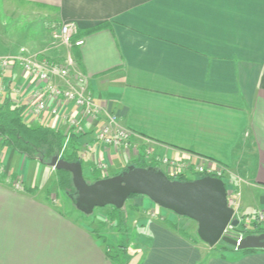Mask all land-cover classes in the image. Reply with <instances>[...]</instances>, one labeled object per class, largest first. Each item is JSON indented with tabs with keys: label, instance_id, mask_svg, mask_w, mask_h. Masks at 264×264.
I'll return each instance as SVG.
<instances>
[{
	"label": "crops",
	"instance_id": "obj_1",
	"mask_svg": "<svg viewBox=\"0 0 264 264\" xmlns=\"http://www.w3.org/2000/svg\"><path fill=\"white\" fill-rule=\"evenodd\" d=\"M10 1L6 15L47 21L49 38L43 46L16 44L1 20L0 57L72 58L85 78V94L103 109L98 120L82 123L84 175L115 176L140 154L145 165L159 167L160 159L213 163L239 192L242 214L264 212V0ZM16 2L29 5L27 11ZM62 24L76 26L83 46L66 48L54 40ZM50 83L68 88L60 79ZM0 84L6 87L0 105L9 99L31 127L66 134L67 121L78 114L73 105L55 101L50 106L60 110L58 117L25 115L32 91L43 84L16 66L0 72ZM109 116L116 118L113 128L132 134L129 149L95 140ZM0 170V264H114L108 232L98 234L57 207L50 167L0 141ZM16 182L20 190L13 188ZM128 206L136 222L126 231L148 236L138 264H264V250L211 252L188 238L177 219L165 220L160 212L165 219L152 220L148 215L156 208L146 197Z\"/></svg>",
	"mask_w": 264,
	"mask_h": 264
},
{
	"label": "water",
	"instance_id": "obj_2",
	"mask_svg": "<svg viewBox=\"0 0 264 264\" xmlns=\"http://www.w3.org/2000/svg\"><path fill=\"white\" fill-rule=\"evenodd\" d=\"M71 174L76 191V209L89 216L96 208L122 209L130 196H143L154 205L187 218L197 224L201 242L214 248L220 242L236 250H264V233L235 238L223 236L233 210L227 206L226 187L221 179L203 177L191 181L170 180L162 171L129 166L118 175L87 183L79 163H70L55 156L47 165ZM234 226L238 221H232Z\"/></svg>",
	"mask_w": 264,
	"mask_h": 264
},
{
	"label": "built area",
	"instance_id": "obj_3",
	"mask_svg": "<svg viewBox=\"0 0 264 264\" xmlns=\"http://www.w3.org/2000/svg\"><path fill=\"white\" fill-rule=\"evenodd\" d=\"M77 33L74 24H62L55 28L53 38L66 48L81 47L84 44L83 39H75ZM20 68L29 77L37 79L43 84V87L34 89L31 93L30 100L24 114L42 119L45 114L49 116H60V110L55 106H50V103L61 101L65 105H73L78 114L67 121L68 131L65 135L75 134L81 136L85 129L83 122L98 120L102 115V107L97 105L90 95L85 94L86 81L83 75L75 72V62L72 58L66 57L61 61H50L46 58H38L32 55L18 56H1L0 57V72L7 71L12 67ZM60 79L64 81L68 88L58 87L51 84L52 79ZM6 92V87L0 84V99L3 93ZM67 120L65 116H62ZM115 117H108L107 122L103 124L95 133L94 138L99 143L105 146L115 147L117 149H129L130 138L132 134L125 129L113 128ZM162 172L167 177L185 175L187 173L202 175L204 177H214L221 179L226 187L227 206L233 210V216L230 223L227 225L223 236L235 238L237 244L244 238L243 232L238 228L243 222V215L240 212L239 192L235 187L225 181V171L222 167L213 163H178L174 160L160 159ZM100 169L105 172V167L100 166ZM8 183L11 180L7 177ZM15 190H20L21 186L16 182L13 183ZM258 221L262 220L259 215L256 216ZM237 220L238 225L234 226L232 221ZM235 249V248H234ZM236 250V249H235Z\"/></svg>",
	"mask_w": 264,
	"mask_h": 264
},
{
	"label": "rangeland",
	"instance_id": "obj_4",
	"mask_svg": "<svg viewBox=\"0 0 264 264\" xmlns=\"http://www.w3.org/2000/svg\"><path fill=\"white\" fill-rule=\"evenodd\" d=\"M8 4H11V1ZM7 3L0 1V21L3 20V24L5 25L3 31L6 32V34H16L17 39L15 40V43L17 44H24V46H30L32 41H38L41 46L45 44L47 39L49 38L47 29H46V23L47 21H43L42 19L34 20V22L29 18V16L24 15H16V16H10L6 15L10 10L5 9V7L8 6ZM18 8H22L23 10H26V6L29 5H21L19 2H16ZM24 6V7H20ZM27 11V10H26ZM36 21V23H35ZM46 24V25H45ZM35 26L37 27V30H35ZM43 29L42 31H40ZM55 40V39H54ZM36 56V55H35ZM38 57V56H37ZM39 58V57H38ZM63 58V57H62ZM63 60V59H62ZM80 153V148H79ZM142 166V162H136L132 163L130 166L136 165ZM143 164H145L143 162ZM157 169L160 171L162 170L161 167L158 165H155ZM48 178H51V181L53 182L52 186L49 187V190H52L53 193H55L54 197L58 198L57 200V207L64 212L68 218L77 220L78 222H85L88 225H94V228L98 232V234H104L105 232H108L107 235H105V242L107 244V249L110 257L113 258L114 264H127L129 260L132 258L137 259L135 264H138L141 260V257H143L145 251L147 250V244H148V236L144 232L140 233H130V230L125 231H119L116 228L115 223H112L107 220V214L111 211L112 207H103V208H96L94 212L86 216L79 212L75 205L73 204L70 197L63 191L58 190L56 185V175H55V169L50 168ZM101 170V169H100ZM102 171V170H101ZM2 172V170H0ZM51 176V177H50ZM88 183H91L94 178L97 175H85ZM186 178L188 180H195L194 178L197 176L195 174L187 173L185 174ZM9 178V177H8ZM235 182V181H234ZM132 198L128 199L123 207L125 216H127V225L128 229H132L133 224H135L136 217L132 214L134 211L133 208H129L132 203ZM155 213L149 212L148 217H150L154 221H161L162 218L166 217L165 220H167L168 217L177 219L178 223L184 228L185 231H183L188 238H192L197 243L201 242L197 236V224L194 221H191L187 218L177 216L176 214L164 210L158 206L155 205ZM161 212V215L159 213ZM241 212V211H240ZM242 213V212H241ZM243 215V222H241V227L239 226V230L243 232L244 237L252 236V235H260L262 233H258L254 230V228L251 226L253 221L256 219V216L259 217V215L262 217V220L259 222H264V212H255L253 214H242ZM129 217V218H128ZM257 230V229H256ZM144 233V234H143ZM112 234V235H111ZM146 244V245H145ZM226 247H229V245H226L222 242H220L218 245H216L214 248L211 249V252H225ZM231 247V246H230Z\"/></svg>",
	"mask_w": 264,
	"mask_h": 264
},
{
	"label": "trees",
	"instance_id": "obj_5",
	"mask_svg": "<svg viewBox=\"0 0 264 264\" xmlns=\"http://www.w3.org/2000/svg\"><path fill=\"white\" fill-rule=\"evenodd\" d=\"M81 137L82 136H77L75 134H70L67 136L60 130L43 125L31 127L25 123L20 109L9 99L5 100L0 105V141L2 147L12 149L14 152L20 154L28 161H36L47 166L53 157L58 156L59 159H62L66 162H74L82 165V161L79 156V141ZM136 162H142V166H137L136 164L133 165L134 167L153 168L154 170L159 171V169H157L153 163L151 165L143 164V156L141 154L133 163ZM126 169L127 168H125L124 171ZM55 175L57 189L65 192L75 205L77 194L72 185L71 174L63 170H55ZM83 176L85 181L88 183L86 176L84 174ZM203 177L204 176L202 175H197L194 179H200ZM104 178L108 177L100 178L99 176H96L91 183ZM168 178L170 180H178L182 182L190 181L185 175ZM136 197L138 196L133 195L128 199H134ZM107 220L115 223L116 228L119 231H125L127 229V216H125L123 208L115 209L112 207L111 211L107 214ZM167 224L171 228H174V225L170 223ZM251 226L254 228L257 234L264 233V222H259L257 219H255ZM225 249L227 251H237L233 247L225 246ZM256 251L262 250L247 249L238 252L242 255H247ZM107 254L110 257L108 252Z\"/></svg>",
	"mask_w": 264,
	"mask_h": 264
}]
</instances>
